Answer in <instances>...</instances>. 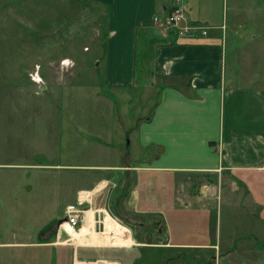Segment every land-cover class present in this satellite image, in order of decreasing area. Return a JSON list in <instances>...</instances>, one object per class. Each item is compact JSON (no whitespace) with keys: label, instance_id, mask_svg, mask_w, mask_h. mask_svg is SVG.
Wrapping results in <instances>:
<instances>
[{"label":"crops","instance_id":"crops-1","mask_svg":"<svg viewBox=\"0 0 264 264\" xmlns=\"http://www.w3.org/2000/svg\"><path fill=\"white\" fill-rule=\"evenodd\" d=\"M93 1L109 7L105 87L155 89L154 108L105 145L73 129L66 145L59 87L0 81V264H264V31L211 22L203 0ZM175 6L179 28L154 22ZM104 192L124 245L92 210L86 233L58 225Z\"/></svg>","mask_w":264,"mask_h":264},{"label":"rangeland","instance_id":"rangeland-1","mask_svg":"<svg viewBox=\"0 0 264 264\" xmlns=\"http://www.w3.org/2000/svg\"><path fill=\"white\" fill-rule=\"evenodd\" d=\"M235 3L240 6L238 9ZM108 12L109 7L93 0H0V81H29L37 87H59L63 94L66 145L72 129L85 143L93 138L94 142L105 145L109 138L113 140L112 135L119 136L121 127L149 116L156 102V90L150 87L146 88L145 97L144 91L140 97L138 88L131 92L105 87L102 62ZM201 12L210 16L213 23H222L223 17H227L228 26L236 15L245 22L242 31L248 34L257 33L255 28L264 31V0H203ZM253 21L262 23L253 24ZM139 71L138 68L137 75ZM97 92L112 105L96 103ZM108 130L112 133H106ZM94 208L90 204L82 208L94 212L92 220L100 213ZM104 211L109 215L107 203ZM183 219L186 223L187 218ZM91 228L95 231L93 224ZM181 259L187 261V256Z\"/></svg>","mask_w":264,"mask_h":264},{"label":"built area","instance_id":"built-area-1","mask_svg":"<svg viewBox=\"0 0 264 264\" xmlns=\"http://www.w3.org/2000/svg\"><path fill=\"white\" fill-rule=\"evenodd\" d=\"M184 20L183 12L180 7L175 6L169 15L166 16L163 20H159L158 18H154V22L159 24L161 27L165 28H176L179 27L182 21ZM192 33L191 28H184L183 31H180V34ZM83 206V201L78 200L77 205L68 206L65 210L66 221L64 223L70 225L72 228L78 227L80 222L84 219V210L81 208ZM63 223V224H64Z\"/></svg>","mask_w":264,"mask_h":264},{"label":"bare ground","instance_id":"bare-ground-1","mask_svg":"<svg viewBox=\"0 0 264 264\" xmlns=\"http://www.w3.org/2000/svg\"><path fill=\"white\" fill-rule=\"evenodd\" d=\"M104 233L107 235H110L109 238L110 241H114L115 243H118L119 245H124L125 242L123 241V238H126L125 231L120 227L115 221L112 220L108 215H105L102 221ZM63 228L70 233V236L76 237L78 234L86 233V227H82L80 231H78V234L74 232V230L66 223L62 225Z\"/></svg>","mask_w":264,"mask_h":264},{"label":"water","instance_id":"water-1","mask_svg":"<svg viewBox=\"0 0 264 264\" xmlns=\"http://www.w3.org/2000/svg\"><path fill=\"white\" fill-rule=\"evenodd\" d=\"M106 197H107V194L104 192L103 194H101L97 198V201L99 202V204L97 205L96 209H99L100 213L95 214V231L96 232L103 233V231H104L102 221L104 218L103 211H104V207H105ZM65 221H66V219H62V220L58 221V225L63 224Z\"/></svg>","mask_w":264,"mask_h":264}]
</instances>
